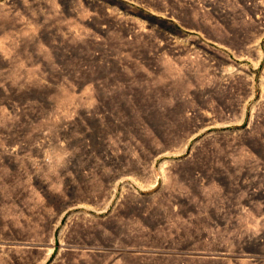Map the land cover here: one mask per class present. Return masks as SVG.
<instances>
[{
  "label": "rangeland",
  "instance_id": "374dc122",
  "mask_svg": "<svg viewBox=\"0 0 264 264\" xmlns=\"http://www.w3.org/2000/svg\"><path fill=\"white\" fill-rule=\"evenodd\" d=\"M0 264H264V0H0Z\"/></svg>",
  "mask_w": 264,
  "mask_h": 264
}]
</instances>
